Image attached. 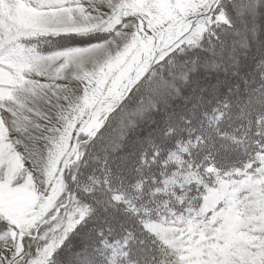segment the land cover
<instances>
[{"label":"snow or ice","instance_id":"1","mask_svg":"<svg viewBox=\"0 0 264 264\" xmlns=\"http://www.w3.org/2000/svg\"><path fill=\"white\" fill-rule=\"evenodd\" d=\"M0 264H264V0H0Z\"/></svg>","mask_w":264,"mask_h":264}]
</instances>
